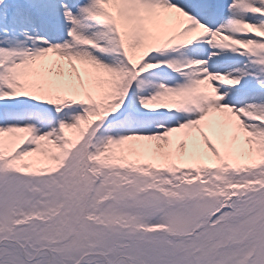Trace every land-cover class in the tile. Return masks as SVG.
<instances>
[{"label": "snow or ice", "instance_id": "obj_1", "mask_svg": "<svg viewBox=\"0 0 264 264\" xmlns=\"http://www.w3.org/2000/svg\"><path fill=\"white\" fill-rule=\"evenodd\" d=\"M0 264H264V0H0Z\"/></svg>", "mask_w": 264, "mask_h": 264}]
</instances>
